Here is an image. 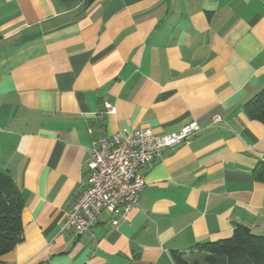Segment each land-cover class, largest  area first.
<instances>
[{"label": "crops", "instance_id": "1", "mask_svg": "<svg viewBox=\"0 0 264 264\" xmlns=\"http://www.w3.org/2000/svg\"><path fill=\"white\" fill-rule=\"evenodd\" d=\"M263 88L264 0H0V171L25 202L3 260L177 264L237 224L264 235V124L245 111ZM193 121L201 131L140 170L139 207L64 229L93 138Z\"/></svg>", "mask_w": 264, "mask_h": 264}, {"label": "built area", "instance_id": "2", "mask_svg": "<svg viewBox=\"0 0 264 264\" xmlns=\"http://www.w3.org/2000/svg\"><path fill=\"white\" fill-rule=\"evenodd\" d=\"M105 107L109 113L116 112L109 102ZM219 120L217 117L215 121ZM201 130L199 123L193 121L179 131L161 135L151 128L97 135L88 148V178L76 202L66 211L64 229L86 234L103 212L113 217L114 225L118 224L139 207L145 186L140 170L158 160L165 149L189 142ZM89 133L93 134L94 129L90 128Z\"/></svg>", "mask_w": 264, "mask_h": 264}, {"label": "trees", "instance_id": "3", "mask_svg": "<svg viewBox=\"0 0 264 264\" xmlns=\"http://www.w3.org/2000/svg\"><path fill=\"white\" fill-rule=\"evenodd\" d=\"M91 0H87L90 2ZM251 120L264 124V88L245 105ZM5 177L7 180H4ZM255 180L264 183V160L253 170ZM25 202L17 185L0 171V264L24 238L22 211ZM201 259L191 260L183 252H173L177 264H264V235L237 224L229 238L197 244ZM196 255V254H195Z\"/></svg>", "mask_w": 264, "mask_h": 264}, {"label": "rangeland", "instance_id": "4", "mask_svg": "<svg viewBox=\"0 0 264 264\" xmlns=\"http://www.w3.org/2000/svg\"><path fill=\"white\" fill-rule=\"evenodd\" d=\"M189 258H190L191 260H193V259H196V258L201 259L202 257H201V254H200V253H196L195 256L190 255Z\"/></svg>", "mask_w": 264, "mask_h": 264}]
</instances>
